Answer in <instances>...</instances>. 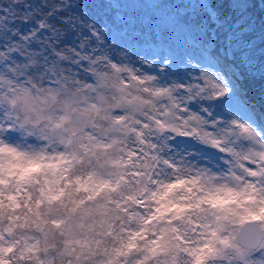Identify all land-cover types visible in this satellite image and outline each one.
Masks as SVG:
<instances>
[{
	"label": "snow or ice",
	"instance_id": "1",
	"mask_svg": "<svg viewBox=\"0 0 264 264\" xmlns=\"http://www.w3.org/2000/svg\"><path fill=\"white\" fill-rule=\"evenodd\" d=\"M0 0V264H264V0Z\"/></svg>",
	"mask_w": 264,
	"mask_h": 264
},
{
	"label": "rangeland",
	"instance_id": "2",
	"mask_svg": "<svg viewBox=\"0 0 264 264\" xmlns=\"http://www.w3.org/2000/svg\"><path fill=\"white\" fill-rule=\"evenodd\" d=\"M128 10H133L134 8L147 7L150 11V14L156 9V5L151 3L150 0H136L135 3L129 4L126 6Z\"/></svg>",
	"mask_w": 264,
	"mask_h": 264
},
{
	"label": "trees",
	"instance_id": "3",
	"mask_svg": "<svg viewBox=\"0 0 264 264\" xmlns=\"http://www.w3.org/2000/svg\"><path fill=\"white\" fill-rule=\"evenodd\" d=\"M129 11H133V12L139 13V14L144 15V16L151 15L150 11L147 7L134 8L133 10H129Z\"/></svg>",
	"mask_w": 264,
	"mask_h": 264
}]
</instances>
